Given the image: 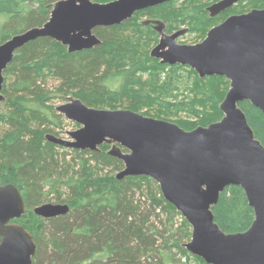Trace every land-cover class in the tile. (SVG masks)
I'll return each instance as SVG.
<instances>
[{
    "label": "trees",
    "instance_id": "trees-1",
    "mask_svg": "<svg viewBox=\"0 0 264 264\" xmlns=\"http://www.w3.org/2000/svg\"><path fill=\"white\" fill-rule=\"evenodd\" d=\"M55 1L0 0V43L42 25ZM213 1L169 0L141 9L119 24L96 27L101 42L92 48L68 52L44 36L15 51L3 70L0 185L15 183L26 203L27 211L16 221L36 243L32 264H207L184 247L191 226L154 179H116L113 173L123 162L107 153V143L98 151L65 149L48 142L44 133L63 116L48 104V81L57 82L61 99L73 95L89 107L128 108L172 119L188 130L219 120L229 81L218 75L199 77L187 66L151 57L157 34L139 22L155 17L169 31L186 27L196 41L229 14L264 7V0H240L211 17L206 8ZM238 105L264 145V113L248 100ZM104 169L109 173L102 174ZM46 201L66 203L69 209L51 218L36 215L33 207ZM211 209L225 232L244 231L254 218L238 185L225 187Z\"/></svg>",
    "mask_w": 264,
    "mask_h": 264
},
{
    "label": "water",
    "instance_id": "water-1",
    "mask_svg": "<svg viewBox=\"0 0 264 264\" xmlns=\"http://www.w3.org/2000/svg\"><path fill=\"white\" fill-rule=\"evenodd\" d=\"M169 0H57L42 25L32 26L0 43V101L5 99L3 70L15 51L39 37H50L69 52L101 42L98 26L119 24L135 11ZM239 0H218L207 6L211 17ZM161 37L150 56L169 64L192 67L200 77L221 75L229 88L219 104L222 117L207 126L187 130L175 122L147 116L128 108H94L79 98L55 108L80 126L69 139L46 133L48 142L98 151L119 158L123 168L116 179L146 175L154 179L163 197L191 226L183 245L207 264H264V145L255 137L239 102L248 100L264 113V7L231 14L211 27L197 43H179L186 28L167 35L159 19H145ZM229 185L240 186L254 218L239 232H225L214 220L212 207ZM66 203L43 202L32 211L43 218L67 213ZM27 211L12 182L0 185V264H32L36 243L32 233L16 221Z\"/></svg>",
    "mask_w": 264,
    "mask_h": 264
},
{
    "label": "rangeland",
    "instance_id": "rangeland-1",
    "mask_svg": "<svg viewBox=\"0 0 264 264\" xmlns=\"http://www.w3.org/2000/svg\"><path fill=\"white\" fill-rule=\"evenodd\" d=\"M191 37L192 36H190L188 34H185L179 39V41L181 43H183V42H185V43H189V42L194 43L195 41ZM199 40L200 39H197L196 42L199 41ZM57 85L58 84H57L56 81H48V83L46 84V87L51 91L50 95L52 96V98L50 99L48 104L52 105L54 107V109H55V106H57V105H59V104H61L63 102H66V100H67L66 98L61 99V98H59L57 96L58 95L56 93V86ZM69 96H73V95H69ZM0 107H1V104H0ZM55 111H57V110L55 109ZM48 112H50V111L48 110ZM156 118H158V117H156ZM166 120L172 121V119H166ZM50 127H53V130L49 131L50 133H53V134H55L57 136H61L63 138H68L69 136L67 135V131L74 130L78 126L74 122H72L71 120H69V119L65 118L64 116H62V119H61V121L59 122L58 125H50ZM4 128L5 127L0 124V134L3 132ZM62 150H64V149H61V148L58 149L59 152H62ZM66 158L70 159V156H66ZM101 173L102 174L109 173V170L108 169H104ZM115 173L116 172L113 173L114 177H115ZM46 202H53V201H46Z\"/></svg>",
    "mask_w": 264,
    "mask_h": 264
},
{
    "label": "flooded vegetation",
    "instance_id": "flooded-vegetation-1",
    "mask_svg": "<svg viewBox=\"0 0 264 264\" xmlns=\"http://www.w3.org/2000/svg\"><path fill=\"white\" fill-rule=\"evenodd\" d=\"M216 1H218V0H215V1H213V2H216ZM240 1V0H239ZM239 1H237V2H239ZM213 2H211V3H213ZM236 2V3H237ZM210 3V4H211ZM235 3V4H236ZM234 5V4H233ZM232 5V6H233ZM209 6V5H208ZM152 7V6H151ZM261 8H263V7H261ZM229 9V8H228ZM207 10V9H206ZM227 10V9H226ZM226 10H224V11H226ZM139 11V10H138ZM249 11V10H248ZM136 12V11H135ZM135 12H134V14H135ZM245 12H247V11H245ZM209 13V12H208ZM239 13H243V12H236V13H232V14H239ZM133 14V15H134ZM219 14V13H218ZM217 14V15H218ZM229 15H231V14H229ZM228 15V16H229ZM216 16V15H215ZM227 16V17H228ZM149 18H151V19H158V18H155V17H149ZM148 17H144V18H141L140 20H139V22H141V23H143V21L145 20V19H149ZM159 20H161V19H159ZM224 20V19H223ZM222 20V21H223ZM163 23H164V25H163V27H162V31L165 33V34H167V35H170V34H172V33H174V32H176L177 30H179V29H181V28H186V27H181V28H178V29H173V30H170L169 31V29H168V27H167V25H166V23L163 21V20H161ZM221 21V22H222ZM221 22H219V23H221ZM219 23H217V24H219ZM144 24V23H143ZM217 24H215V25H217ZM144 25H146V26H149L152 30H154L155 31V33L157 34V38H156V41H155V43L152 45V47L150 48V50L156 45V44H158V42L160 41V37H161V35H160V33L156 30V29H154L151 25H149V24H144ZM215 25H213V26H215ZM213 26H211V27H213ZM210 27V28H211ZM209 28V29H210ZM95 29V28H94ZM93 29V30H94ZM208 29V30H209ZM207 30V31H208ZM188 33V29L186 28V31L181 35V36H179V37H177V41L179 42V43H181L180 41H179V39L183 36V35H185V34H187ZM206 34H207V32H206ZM206 34H205V36H206ZM204 36V37H205ZM203 37V38H204ZM203 38H201L199 41H197V42H200ZM196 41L194 42V43H197ZM183 43H185V42H183ZM194 43H191V42H189V43H185V44H194ZM66 48H67V46H66ZM68 51V50H67ZM69 52V51H68ZM149 55H150V51H149ZM152 57V56H151ZM153 58H155V57H153ZM155 59H158V58H155ZM159 60V59H158ZM160 61V60H159ZM161 62V61H160ZM161 63H166V62H161ZM166 64H169V63H166ZM175 64H179V65H183V64H180V63H175ZM170 65H173V64H170ZM184 66H187V67H189V68H191V69H193L192 67H190L189 65H184ZM194 70V69H193ZM195 71V70H194ZM196 72V71H195ZM197 73V72H196ZM197 75L199 76V74L197 73ZM207 76V75H206ZM218 76H221V75H218ZM200 77V76H199ZM224 77V76H223ZM226 78V77H225ZM227 79V78H226ZM228 81H229V79H227ZM229 88V87H228ZM227 92V91H226ZM225 96V95H224ZM69 97H71V96H66L65 98L67 99L66 100V102L68 101V98ZM72 97H74V96H72ZM75 98H77V97H75ZM63 103H65V102H63ZM56 107V106H55ZM56 109V108H55ZM58 112V111H57ZM58 113H60V112H58ZM140 113V112H139ZM63 116H64V114L63 113H61ZM148 116V115H147ZM65 117V116H64ZM66 118V117H65ZM162 119V118H161ZM72 122H74L78 127L80 126V124H78L77 122H75V121H73V120H71ZM169 121V120H168ZM173 122V121H172ZM77 127V128H78ZM76 129V128H75ZM188 130V129H187ZM69 131H71V130H69ZM69 131H67V135H68V132ZM48 133V132H47ZM46 134V133H45ZM45 134H44V137H45ZM55 135V134H54ZM57 136V135H56ZM69 136V135H68ZM61 137V136H60ZM70 138V136L67 138V139H69ZM46 139V138H45ZM57 145V144H56ZM64 147V146H63ZM65 148H68V147H65ZM110 148V147H109ZM70 149H75V148H70ZM117 172V171H116ZM8 183V182H7ZM15 184V183H14ZM16 185V184H15ZM18 187V186H17ZM19 189V188H18ZM20 191V190H19ZM21 193V192H20ZM23 197V196H22Z\"/></svg>",
    "mask_w": 264,
    "mask_h": 264
}]
</instances>
